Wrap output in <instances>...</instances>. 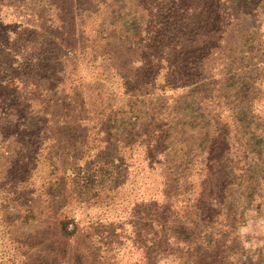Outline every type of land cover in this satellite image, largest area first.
I'll use <instances>...</instances> for the list:
<instances>
[{
  "label": "trees",
  "instance_id": "1",
  "mask_svg": "<svg viewBox=\"0 0 264 264\" xmlns=\"http://www.w3.org/2000/svg\"><path fill=\"white\" fill-rule=\"evenodd\" d=\"M72 1L12 0L24 11L0 60V264H104L125 241L142 250L131 264L257 263L237 227L264 195V0H228L229 17L204 0H119L114 24L85 37L111 99L95 114L37 64L48 45L54 63L74 50L44 9ZM89 198L99 242L72 210Z\"/></svg>",
  "mask_w": 264,
  "mask_h": 264
},
{
  "label": "rangeland",
  "instance_id": "2",
  "mask_svg": "<svg viewBox=\"0 0 264 264\" xmlns=\"http://www.w3.org/2000/svg\"><path fill=\"white\" fill-rule=\"evenodd\" d=\"M20 1V0H19ZM228 0H204L207 4V10L209 13L213 14L214 8L220 3L222 4L221 10L224 12L223 16L229 17V14L233 11L226 10ZM258 1V0H257ZM256 2V1H255ZM3 3V4H1ZM13 4L12 6H8ZM21 4V6H18ZM23 2H12V0H0V60H2V55L4 53V39L6 38V33L8 27L11 28L15 24L16 20L19 19V14L23 13L22 7ZM72 10L71 12H67V8H64L60 12H55L52 8H44L46 16H59L62 17L61 21L57 19L55 22V28L57 29L56 33H52L53 38L55 39H65L66 41L72 42L74 44V50L70 53L67 60H64L62 64L59 62V55L56 63L53 62V54L52 47L48 45L47 53L45 55L44 62L49 60V64L51 65V69H47L45 67V63L41 61L43 56L37 58V64H42L39 67V70L44 69V75H49L53 77L54 81H59L62 79L65 80V83H69L71 86L75 85L81 92L82 98L84 99L86 109L91 113H100L105 109H109L107 106L111 99L109 98V93L106 88L99 84V70L97 67L99 66V58L95 56L92 51H99L96 48L94 43L90 41H85V37L89 35L91 28H96L99 30V26L101 22H105L107 24H114V17L118 14H122L120 10L121 1L119 0H73L72 1ZM263 6L257 8L259 9V15L257 19L260 23L256 21V25L260 28L261 33H264V1L262 2ZM24 5V4H23ZM123 2V6H124ZM252 7V6H251ZM246 14L251 15L254 14L255 11L251 8L244 10ZM56 13V14H55ZM17 15V16H16ZM222 18V17H221ZM214 21V18L211 19L210 23ZM144 17L141 13L136 14V21L133 20V30H137L138 27L143 29L145 24ZM209 23V24H210ZM221 23V22H220ZM225 24V23H224ZM210 28V26H209ZM3 30V31H2ZM99 33V32H98ZM56 35L58 37H56ZM13 35L11 34L10 37ZM89 38V37H88ZM264 39V37H263ZM86 45L87 48H83ZM91 48V49H89ZM254 67L257 66V63L252 61ZM1 77V74H0ZM248 96V94L246 95ZM109 102L108 104H106ZM142 109H144L142 107ZM261 113V112H260ZM246 120L248 117L245 116ZM244 118V119H245ZM264 118V115L262 116ZM264 120V119H263ZM264 125V121L260 122ZM263 125H257V132L260 130L264 131ZM253 128V125L251 126ZM260 131V132H261ZM264 133V132H263ZM146 186V185H145ZM130 196H134V193L130 194ZM99 199V194L98 198ZM95 198H89L85 202L82 203H74L72 204V210L75 212V215L80 217L81 224L85 227H88V231L91 230L98 234V242H99V220L96 219V209L99 211V207L95 204ZM120 215H124L121 213ZM107 219H110L108 217ZM140 222V218H137L135 222ZM117 226V225H115ZM113 233L115 232V237H119L121 232L117 231L119 228L111 226ZM110 227L108 225H102L100 229V238L101 241L104 238V243H108L110 241V234L112 232L109 231ZM237 232L242 239L243 245L250 250L259 249L261 250V255L258 257V262L255 264H263L264 263V195L262 197L261 204L258 208V211L254 213H250L246 218L245 222L237 227ZM140 234L145 235L144 228L140 229ZM114 237V238H115ZM122 237V236H121ZM144 237V236H143ZM81 239V238H80ZM79 239V240H80ZM78 240V241H79ZM81 243H86V239H82ZM77 242V241H76ZM99 244V243H98ZM119 247L117 248L118 257L113 253H110L111 257H107L104 264H131L135 263L136 259H138L139 255L142 254L141 249L133 250L131 248L129 241H125L124 243H119ZM227 256L231 254L230 248L226 247ZM90 251V249H89ZM77 257V255L74 253ZM71 253L69 259H67L69 264H76V257ZM114 256V257H113ZM148 258V254H144ZM164 263V262H162ZM160 263V264H162Z\"/></svg>",
  "mask_w": 264,
  "mask_h": 264
}]
</instances>
